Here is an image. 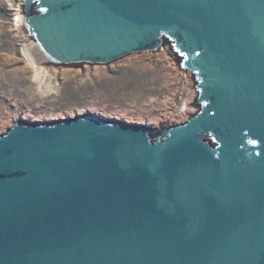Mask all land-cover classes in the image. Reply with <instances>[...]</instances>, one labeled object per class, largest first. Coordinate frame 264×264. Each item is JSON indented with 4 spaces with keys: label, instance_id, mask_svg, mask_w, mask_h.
Returning <instances> with one entry per match:
<instances>
[{
    "label": "water",
    "instance_id": "95a60500",
    "mask_svg": "<svg viewBox=\"0 0 264 264\" xmlns=\"http://www.w3.org/2000/svg\"><path fill=\"white\" fill-rule=\"evenodd\" d=\"M41 64L171 48L198 113L0 134V264H264V0H23Z\"/></svg>",
    "mask_w": 264,
    "mask_h": 264
},
{
    "label": "rangeland",
    "instance_id": "374dc122",
    "mask_svg": "<svg viewBox=\"0 0 264 264\" xmlns=\"http://www.w3.org/2000/svg\"><path fill=\"white\" fill-rule=\"evenodd\" d=\"M22 3L0 0V134L19 121L38 125L86 115L157 132L198 113L194 78L180 68L171 48L109 65L38 62L40 68H33L25 56L33 41L17 22Z\"/></svg>",
    "mask_w": 264,
    "mask_h": 264
},
{
    "label": "bare ground",
    "instance_id": "6f19581e",
    "mask_svg": "<svg viewBox=\"0 0 264 264\" xmlns=\"http://www.w3.org/2000/svg\"><path fill=\"white\" fill-rule=\"evenodd\" d=\"M17 22H18V24L20 25V23H21V18L20 17H18V19H17ZM32 52V53H31ZM35 54L33 53V51L32 50H27L26 51V54H25V56H27V58H28V60H29V62H30V64L33 66V68H35V69H38V68H40V66H39V60L37 59V57L36 56H34ZM39 62V63H38ZM41 64V63H40ZM41 82V81H40ZM41 84H42V82H41Z\"/></svg>",
    "mask_w": 264,
    "mask_h": 264
}]
</instances>
